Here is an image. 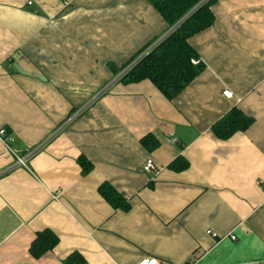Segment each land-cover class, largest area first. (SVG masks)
I'll return each mask as SVG.
<instances>
[{
    "label": "crops",
    "instance_id": "crops-1",
    "mask_svg": "<svg viewBox=\"0 0 264 264\" xmlns=\"http://www.w3.org/2000/svg\"><path fill=\"white\" fill-rule=\"evenodd\" d=\"M212 10L189 39L206 68L170 100L148 79L99 96L171 27L151 0H0V129L19 154L38 149L30 169L5 172L15 157L0 140V264H264V0ZM233 107L255 121L220 139L212 126ZM104 182L128 209L102 197ZM44 229L59 243L36 257Z\"/></svg>",
    "mask_w": 264,
    "mask_h": 264
},
{
    "label": "trees",
    "instance_id": "trees-1",
    "mask_svg": "<svg viewBox=\"0 0 264 264\" xmlns=\"http://www.w3.org/2000/svg\"><path fill=\"white\" fill-rule=\"evenodd\" d=\"M215 1L209 0L200 4L201 0H151L155 9L171 27L184 16H188L174 32L139 60L120 81L136 83L148 79L168 99L176 98L206 68L205 62L201 60L189 39L215 23V13L212 10ZM156 39L137 52L126 66L137 59ZM193 60H197L198 63H194ZM125 67L118 69L117 73ZM254 121L253 116L239 107H233L213 124L212 132L220 139H229L237 132L246 131ZM78 162L83 174H88L94 167L93 163L85 157H80ZM188 166L189 163L180 157L173 163V167L177 170L186 169ZM99 192L114 208L125 210L129 208L124 194L111 183H102L99 186ZM58 243L59 236L51 229H44L37 233L30 252L36 257H41L53 250ZM84 262L85 259L79 253H73L65 259V264H83Z\"/></svg>",
    "mask_w": 264,
    "mask_h": 264
},
{
    "label": "built area",
    "instance_id": "built-area-1",
    "mask_svg": "<svg viewBox=\"0 0 264 264\" xmlns=\"http://www.w3.org/2000/svg\"><path fill=\"white\" fill-rule=\"evenodd\" d=\"M209 0H201L200 4H204L206 2H208ZM32 2L29 1V4H31ZM199 5V4H198ZM188 16V15H186ZM186 16H184L181 20H179L175 25H173L172 27H170L163 35H161L160 37H158L153 44L148 47L137 59H135L132 63H130L128 66H126L121 72L120 74L112 81V82H117L120 81V79L129 72V70L132 69V67L139 61L141 60L144 56H146L153 48H155L158 44H160L163 40H165L172 32H174L180 25L181 23L185 20ZM194 63H198L197 60H193ZM108 90V87H106L105 89H103L101 91V93L99 94L102 95L104 94L106 91ZM223 95L227 98H232L233 97V92L230 89H225L223 90ZM86 108L82 109L83 111ZM82 110L77 111L76 113H73V115H71L69 118L65 119V121H63V123L59 126V128L55 131L54 135L62 132L64 129H66L70 123L73 121V119H75L81 112ZM0 140L4 143V145L7 147L8 151L15 157V162L13 164L12 167H10L8 170H6L5 172H8L11 168L17 167V166H23L27 169L29 168V161L32 157L35 156V154L38 152V149L36 150H31L28 151L24 154H19L17 152V150H15L14 148H12L10 146V142L13 140V135L11 133H9L7 131L6 128H1L0 129ZM174 141H176V139H174ZM159 166L157 165V163L155 162V160L151 157H149L145 164L143 165V170L146 172H154L157 173L159 171ZM4 173V172H3ZM210 234H214L211 230L207 231ZM231 238L236 239L237 236L235 233H232L230 235ZM138 264H163V262L161 260H159L158 258H144L142 259Z\"/></svg>",
    "mask_w": 264,
    "mask_h": 264
},
{
    "label": "rangeland",
    "instance_id": "rangeland-1",
    "mask_svg": "<svg viewBox=\"0 0 264 264\" xmlns=\"http://www.w3.org/2000/svg\"><path fill=\"white\" fill-rule=\"evenodd\" d=\"M153 44V43H152ZM120 74V73H119ZM112 84H114V82H112L109 86H107L108 87V89H109V87L112 85ZM106 88V87H105Z\"/></svg>",
    "mask_w": 264,
    "mask_h": 264
}]
</instances>
